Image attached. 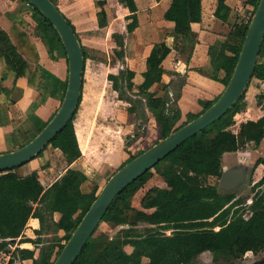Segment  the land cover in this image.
Masks as SVG:
<instances>
[{"label": "trees", "instance_id": "16d2710c", "mask_svg": "<svg viewBox=\"0 0 264 264\" xmlns=\"http://www.w3.org/2000/svg\"><path fill=\"white\" fill-rule=\"evenodd\" d=\"M95 1L100 8L99 26L106 27L110 21L107 1ZM119 1L130 10V15L126 18L127 31L132 32L139 25L137 4L135 0ZM259 2L260 0L246 1L254 6L251 18ZM28 8V13L42 16L44 26L53 30L62 43L58 32L41 11L31 3ZM3 12V0H0V15ZM230 13L231 7L226 0H219L216 17L225 22ZM251 18L240 20L233 26L230 36L236 39L235 42L226 40L210 46L209 65L198 68L199 73L222 83L225 87L228 85L239 60ZM165 19L175 23L174 35L180 44L181 56L189 62L199 42L192 24L202 21V0H172L165 13ZM68 21L76 32L75 26L69 19ZM115 38L121 48L115 52L116 56L123 60L124 37L115 35ZM82 47L86 61V48L83 45ZM171 52L172 47L166 42L153 47L147 59V70L140 75L141 82L137 86V92L134 90L137 77L135 71L124 68L119 74L108 76L113 89L119 94V99L130 105V113L135 114L144 124L148 121L147 111L152 113L160 128V140L197 118L219 98L207 102L201 113H189L185 121L176 124L182 117L178 100L186 77L180 73L175 74L179 77V81L173 85L179 86L176 92L172 90L173 87L164 84L165 70L162 64ZM0 57L5 61L6 70L14 74L15 80L27 77L30 71L28 61L1 26ZM254 78L264 82V43ZM67 83L68 80L64 85L61 102L54 109V115L61 106ZM157 83L164 84V96L158 97L150 91ZM29 84L35 85L32 80H29ZM247 91L220 120L188 139L153 168L157 169L167 163V168L161 173L167 184L166 188H150L141 200L142 209L133 208L132 198L154 176L153 169L149 170L115 199L102 221L119 226L126 224L127 217L132 215L130 218L133 219L134 227L139 223H146L152 228L141 232L137 228H130L114 237L105 234L95 237L98 227L74 264H197L199 257L206 252L213 254L214 261L220 256L239 260L249 252H264V177L254 185L255 192L250 204L242 198H237L234 193H222L217 185L208 183L210 177L223 176V158L226 153L242 150L252 142L259 146L264 140V115L256 121L248 120L242 123L238 133L231 129L236 124V115L247 108ZM258 100L264 110V88L258 95ZM74 118L48 145L59 149L69 166L82 156ZM146 134L147 128L144 126L128 137V144ZM139 154L131 155L126 163ZM35 161L36 159L31 163ZM259 164H264L263 160H258L256 165ZM18 170L19 168L0 172V250L10 252L17 241L34 242L40 249L37 258L34 251L16 247L14 260L32 259L33 264H53L95 201L100 192L99 187L96 186L90 193H84L81 186L87 176L72 167L49 188L43 186L37 169L27 176H22ZM243 205L248 206V210L243 208ZM246 210L250 213L249 217H246ZM130 212L133 214H129ZM55 213L61 214L58 222L54 220ZM31 218L40 221L36 240L24 236ZM61 231L64 232L62 236L59 234ZM168 231L171 234H167ZM48 234L52 235L51 238H43ZM254 264H264V257Z\"/></svg>", "mask_w": 264, "mask_h": 264}, {"label": "crops", "instance_id": "0c3cea01", "mask_svg": "<svg viewBox=\"0 0 264 264\" xmlns=\"http://www.w3.org/2000/svg\"><path fill=\"white\" fill-rule=\"evenodd\" d=\"M54 1L75 26L87 52L82 100L74 118L82 156L69 166L59 149L48 146L34 163L30 162L20 167L18 171L22 176H27L37 169L43 186L49 188L72 167L87 176V180L81 186L84 193L92 192L96 186L99 187V191L104 187L120 168L121 157L129 159L125 149L136 155V148L142 142L143 145H148L142 150L144 151L159 142L161 137L155 117L147 111V134L126 145L125 138L134 135L139 120L135 114L129 112L130 105L119 99L118 92L108 80L109 74H119L124 68L135 71L137 77L134 90L138 91L140 75L147 70V59L151 50L156 44L166 42L172 47V52L162 64L165 70L164 84L173 87L176 83V73L186 77L178 100L183 122L189 113H201L205 104L219 97L225 88L220 82L197 71L198 68L209 65L210 46L226 40L235 42L236 39L230 36L233 26L240 20H248L254 10L252 4L245 3L246 0H226L231 7V13L224 22L216 17L219 0H202V21L192 24L199 42L189 62H186L181 56L180 44L175 39V23L165 19V13L172 0H135L139 25L132 32L127 31L126 18L130 15V10L119 0H106L110 15L106 27L99 26L100 8L95 0ZM3 7L0 26L9 33L14 44L28 61L30 71L27 77L15 80L14 74L6 70L5 61L0 57V153L20 148L52 119L55 107L61 102L69 75L65 47L53 30L44 26L42 16L28 13L29 6L22 0H3ZM115 35L124 37L123 60L115 53L121 49ZM88 77L91 79L90 85L93 84L91 96H86ZM29 80L35 85H30ZM164 84H154L150 91L156 93L158 97L164 96ZM244 122L236 124V130L233 131L238 133ZM251 144L255 145L253 142L248 143L246 148ZM263 144L264 140L259 146H254V151L244 148L226 153L223 158V172L224 169L240 166L242 160L248 161L247 164L250 165L253 154L260 151ZM231 154H235L237 158L228 165L225 158ZM254 172L257 175H264V164H254ZM209 179L217 180L218 188L221 189L222 177ZM138 209H142L141 203ZM60 218V213L54 214L56 222ZM39 229V219L31 218L24 231L25 238L36 240L38 238L36 232ZM59 234L62 236L64 232L61 231ZM51 236L48 234L43 238ZM13 247L34 251L36 258L40 254V249L34 242L17 241ZM15 264H33V260L19 258Z\"/></svg>", "mask_w": 264, "mask_h": 264}, {"label": "water", "instance_id": "95a60500", "mask_svg": "<svg viewBox=\"0 0 264 264\" xmlns=\"http://www.w3.org/2000/svg\"><path fill=\"white\" fill-rule=\"evenodd\" d=\"M26 1L39 9L58 32L69 61L68 83L61 106L43 130L23 147L0 153V172L23 167L40 156L51 141L74 118L83 93L85 56L81 41L74 28L52 0ZM263 43L264 0H260L251 18L235 70L219 98L197 118L144 150L119 168L97 194L95 201L53 264H74L85 245L102 223L115 199L131 183L152 170L188 139L220 120L242 98L253 79ZM247 176L248 171L245 166L224 169L221 186L225 190H229L243 184L247 180ZM225 184L228 187H224Z\"/></svg>", "mask_w": 264, "mask_h": 264}, {"label": "rangeland", "instance_id": "374dc122", "mask_svg": "<svg viewBox=\"0 0 264 264\" xmlns=\"http://www.w3.org/2000/svg\"><path fill=\"white\" fill-rule=\"evenodd\" d=\"M246 1H245V3H246ZM175 80H176V82L179 81V77L176 76ZM90 84H91V79H89V77H88L87 87H86V93H87L86 96L92 94L91 93V89H92V85L93 84L92 85H90ZM95 85L98 86V84H95ZM222 86H224V85L222 84ZM263 88H264V82L263 81H261L259 79H256V78L252 79V81L250 83V86L248 88V91L246 93V98H245V102L247 104V108L243 109L239 113L240 116H238V114L236 115V117H235L236 124H239L240 122H244V121H248V120L258 119L259 116L264 114V110L260 106L261 102H259V100H258V95L263 91ZM172 89L176 92V91H178L179 86L177 85V86H175ZM90 96H89V98H90ZM118 96H119V94H118ZM87 100H88V98H87ZM89 101H90V99H89ZM137 119L139 120L138 117H137ZM179 123H181V119L176 124H179ZM236 124L231 128L234 131L236 130ZM139 125H140V127H139ZM147 125H148V121H147V124H144L143 122H141L139 120L138 124H136V126H135L134 134L136 133L137 130L143 129L144 126H146V128H147ZM129 136L130 135H128L125 138L126 145H129L128 144V140H129L128 137ZM160 139H161V137H160ZM254 146L255 145L251 144L246 149L254 151ZM147 147H148V145H143V142H142L136 148V151H135L136 154H139L140 151H142L144 148H147ZM125 150H126V153L128 154V158L131 155H133V154L129 153V151H127V149H125ZM259 150L260 151H257L256 154H253V161H252V163H250V165L247 164L248 161H246V160H242L241 161V165L240 166H245V165L248 166V167L245 166L247 168V171H248L247 180L243 184H240V185H238L236 187H233V188H231L229 190H225V188H223L221 186L220 191L222 193H234L237 196V198H242V199L248 201L247 204H250L251 198L253 197V194L255 192V191H253L254 185L257 182H259L264 177V175H259V174L257 175L254 172V164H256L258 160H263V162H264V144ZM234 155L231 154L230 156L225 158V162L228 165H230L232 163L231 161H235L236 160L235 158H237V156H234ZM126 160L127 159H123V157H121V159L119 161V167L120 168L122 167L123 164H125L128 161V160L127 161ZM166 168H167V163H163L157 169H153V172H154L153 178L142 189H140L134 195V197L131 200V204H132L134 209H138V207H139V205L141 203V200L144 197V195L147 192V190H149L152 187H160V188H166L167 187V184L165 183V181H164V179H163V177L161 175V173ZM18 172H20V171H18ZM208 183L209 184H213V185L216 184L218 186L217 180H214V179H211V180L208 179ZM224 187H228V185L225 184ZM243 206H244L243 208H246V209L248 208V206H245V205H243ZM247 210H246V217H249L250 213H248ZM131 213L133 214V212H130L129 214H131ZM130 216H132V215H129L127 217V223L123 224V225L111 226V225H107L108 223H106V224L102 223L99 226L98 230L96 231L95 237H99L102 234L114 237L119 232H122V231L130 229V228H137L140 232L141 231H146L149 228H152L151 225L146 224V223H139L136 227H134V225H132L133 219H131ZM166 233L167 234H171L170 231H168ZM128 250L131 251L130 248H128ZM263 257H264V252H261L259 254H254L253 252H249V253H247L245 255V257H243L242 259H239V260H235V259H232V258H227L225 256H220L217 261H214L213 254L210 253V252H206V253L202 254L199 257V259L197 261V264H254V262H256L257 260H259V259H261Z\"/></svg>", "mask_w": 264, "mask_h": 264}, {"label": "built area", "instance_id": "2783aa9c", "mask_svg": "<svg viewBox=\"0 0 264 264\" xmlns=\"http://www.w3.org/2000/svg\"><path fill=\"white\" fill-rule=\"evenodd\" d=\"M27 5L29 6L30 3H28ZM250 18H251V15L248 18V20ZM15 249H16L15 247H11L10 252L0 250V264H15L16 260H14V256H13Z\"/></svg>", "mask_w": 264, "mask_h": 264}]
</instances>
